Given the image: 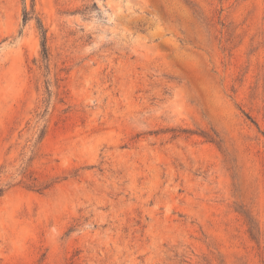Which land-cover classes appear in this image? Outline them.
<instances>
[{"label":"rangeland","instance_id":"1","mask_svg":"<svg viewBox=\"0 0 264 264\" xmlns=\"http://www.w3.org/2000/svg\"><path fill=\"white\" fill-rule=\"evenodd\" d=\"M0 264H264V0H0Z\"/></svg>","mask_w":264,"mask_h":264},{"label":"trees","instance_id":"2","mask_svg":"<svg viewBox=\"0 0 264 264\" xmlns=\"http://www.w3.org/2000/svg\"><path fill=\"white\" fill-rule=\"evenodd\" d=\"M28 15H29V12L28 11H24V20H26L28 18ZM40 32H41V37H42V43H41V46H42V52H43V57L46 58L47 57V48H46V45H45V42H46V35H45V30L42 29V27L40 26ZM34 180V179H33ZM37 185L35 183H33L31 185V187H34V188H37V189H40L38 187H36Z\"/></svg>","mask_w":264,"mask_h":264}]
</instances>
